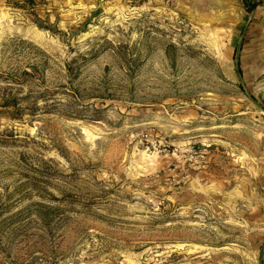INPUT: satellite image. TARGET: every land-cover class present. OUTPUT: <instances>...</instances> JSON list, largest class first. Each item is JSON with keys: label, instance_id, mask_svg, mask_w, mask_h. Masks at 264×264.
<instances>
[{"label": "rangeland", "instance_id": "1", "mask_svg": "<svg viewBox=\"0 0 264 264\" xmlns=\"http://www.w3.org/2000/svg\"><path fill=\"white\" fill-rule=\"evenodd\" d=\"M0 264H264V0H0Z\"/></svg>", "mask_w": 264, "mask_h": 264}, {"label": "trees", "instance_id": "2", "mask_svg": "<svg viewBox=\"0 0 264 264\" xmlns=\"http://www.w3.org/2000/svg\"><path fill=\"white\" fill-rule=\"evenodd\" d=\"M254 7V5H252V7L251 8H253ZM236 72H237V74L240 76L241 75V73H240V69H239V63L238 62H236Z\"/></svg>", "mask_w": 264, "mask_h": 264}]
</instances>
